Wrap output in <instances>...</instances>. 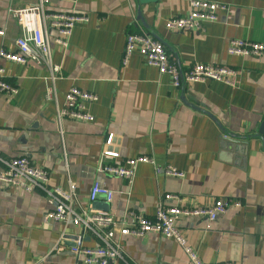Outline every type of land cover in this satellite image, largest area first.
<instances>
[{
  "label": "crops",
  "instance_id": "1",
  "mask_svg": "<svg viewBox=\"0 0 264 264\" xmlns=\"http://www.w3.org/2000/svg\"><path fill=\"white\" fill-rule=\"evenodd\" d=\"M200 1L225 7L217 22L172 32L166 23L188 15L187 0H50L47 11L87 21L75 24L66 48L54 44L57 33L49 29L52 61L61 67L54 97L46 96L45 65L0 63L4 81L17 89L14 96L0 92V159L28 158L47 173L49 188L68 193L73 185L75 209L108 212L119 222L128 215L151 218L165 195L177 196L186 209L224 200L227 211L212 223L177 219L187 245L207 264H264V53L227 54L232 39L264 44V0ZM35 4L0 0V48L15 51L20 36L10 10ZM141 32L162 43L181 75L195 64L225 66L235 71V85L204 81L176 89L138 53L123 65L126 36ZM71 87L98 98L86 105L93 122L56 124ZM140 156L184 176L157 175L149 164H139L130 183L101 172ZM4 168L0 161V173ZM95 181L112 191L110 204L100 198L90 206ZM237 202L241 207L231 204ZM50 209L41 191L0 183V264H81L70 251L77 239L85 247L101 245L70 221L47 219ZM120 229L113 232L123 260L113 264H189L176 242L158 234L122 236Z\"/></svg>",
  "mask_w": 264,
  "mask_h": 264
},
{
  "label": "built area",
  "instance_id": "2",
  "mask_svg": "<svg viewBox=\"0 0 264 264\" xmlns=\"http://www.w3.org/2000/svg\"><path fill=\"white\" fill-rule=\"evenodd\" d=\"M50 0H37L34 7L10 10V14L16 18L20 29V36L14 41L15 51H7L0 48V63L10 62L20 65L28 63L43 64L49 71L48 81L51 87L47 89L46 96L55 95L54 85L60 77L61 67L52 61L49 29L57 33L54 44L63 48L68 47V40L75 24L85 23L87 19L76 14L51 13L47 11ZM189 4L188 15L181 18L170 19L166 28L172 32L199 31L203 23L217 22L218 12L225 9L223 5L200 0H187ZM0 36L4 31L0 29ZM138 53L144 63L157 70L160 75H168L172 85L178 89L182 83L190 86L204 81H216L234 86L236 73L225 66L195 64L183 75L177 65L167 54L161 42L154 40L146 33L128 34L123 50V65L129 58ZM264 53V44L253 43L242 39H232L227 45L229 56L242 58L260 56ZM5 71L0 66V92L14 96L17 89L4 81ZM98 98L78 88L71 87L65 94L64 106L57 108L56 124L58 126L64 120L91 123L94 118L86 110V105L97 102ZM113 154L105 153V157ZM4 170L0 173V183L24 191L33 193L41 191L51 205L50 211L45 216L52 221L68 222L78 225L83 230V235L94 236L101 245L94 248L85 247L81 239H77L71 248L74 259L81 264H113L116 260H123L120 246L114 241L113 228L121 227L122 236L141 238L148 234H158L166 239L176 242L183 249L189 264H207L201 261L195 251L190 248L181 231L177 227V219L191 217L205 219L208 223L216 221L223 215L229 204L224 200H215L206 207H194L186 209L179 207L180 199L174 195H165L158 203L155 214L151 217L128 215L124 221H117L108 212L79 211L74 207V187L66 193L60 188L48 187L47 173L35 166L28 158L18 157L9 161H2ZM139 164H149L154 167L152 159L140 156L128 159L121 166L104 165L101 172L110 176L133 181L135 170ZM157 175L181 179L183 174L177 169L166 166H155ZM104 198L105 203L113 201V193L101 182L95 181L90 189L88 200L91 206L98 198ZM233 204V203H231ZM234 207H241L240 203H234ZM119 222V224H118Z\"/></svg>",
  "mask_w": 264,
  "mask_h": 264
},
{
  "label": "water",
  "instance_id": "3",
  "mask_svg": "<svg viewBox=\"0 0 264 264\" xmlns=\"http://www.w3.org/2000/svg\"><path fill=\"white\" fill-rule=\"evenodd\" d=\"M139 1V3L140 4H143V5H145V4H150V3H154V2H156V0H138ZM184 83H182L181 85H183ZM233 137V136H232ZM100 198H102V197H100ZM100 198H98V199H100ZM95 203V202H94ZM108 207V206H107ZM74 246V245H73ZM72 246V247H73Z\"/></svg>",
  "mask_w": 264,
  "mask_h": 264
},
{
  "label": "rangeland",
  "instance_id": "4",
  "mask_svg": "<svg viewBox=\"0 0 264 264\" xmlns=\"http://www.w3.org/2000/svg\"><path fill=\"white\" fill-rule=\"evenodd\" d=\"M234 204V203H233Z\"/></svg>",
  "mask_w": 264,
  "mask_h": 264
}]
</instances>
